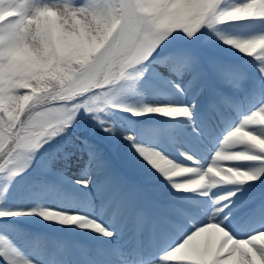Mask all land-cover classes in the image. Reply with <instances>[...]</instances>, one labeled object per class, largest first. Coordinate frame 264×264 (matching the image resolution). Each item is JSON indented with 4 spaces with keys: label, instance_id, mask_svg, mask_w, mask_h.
Listing matches in <instances>:
<instances>
[{
    "label": "snow or ice",
    "instance_id": "snow-or-ice-1",
    "mask_svg": "<svg viewBox=\"0 0 264 264\" xmlns=\"http://www.w3.org/2000/svg\"><path fill=\"white\" fill-rule=\"evenodd\" d=\"M241 23L264 26V0H0V221L38 217L86 234L58 240L0 225V261L264 264V198L245 202L252 205L246 215L258 217L260 227L240 235L229 218L237 193L264 184V28L244 36L225 31ZM227 50L254 61L256 76L231 62ZM164 89L181 99L169 100ZM202 102V114L214 124L240 117L217 137L207 163L185 152L177 160L139 143L110 118L159 116L197 132ZM81 112L101 134L122 135L167 182L168 195L141 202L97 146L83 139L80 175L87 178L64 174L75 152L61 150L43 162L29 188L34 205L5 206L17 195L18 178ZM51 175L87 190L90 211L46 207L45 197L64 194ZM218 188L227 190L218 194ZM9 230L25 243L37 241L36 254H26Z\"/></svg>",
    "mask_w": 264,
    "mask_h": 264
},
{
    "label": "rangeland",
    "instance_id": "rangeland-1",
    "mask_svg": "<svg viewBox=\"0 0 264 264\" xmlns=\"http://www.w3.org/2000/svg\"><path fill=\"white\" fill-rule=\"evenodd\" d=\"M261 28H264V26L252 25L248 23H241L238 25L230 26L227 29H225V31L228 32L229 34L239 36V34H241L243 30H247V32L250 34L252 32L261 30ZM224 55L227 56L231 62L243 67L251 77L254 78L256 76V69L254 66L255 62L252 61L250 58L241 57L234 50H227L224 52ZM164 90L168 93L169 100L178 101L181 99L179 95H177L173 90H169V89H164ZM203 110H204V105L202 102L197 110L196 121L198 122L199 127L205 129L207 134H208V131L213 132V135L218 134L220 131L222 134L224 130L234 126V124L237 123L240 118L239 116L229 115L230 119H228V117L226 116L224 118V122L222 123L225 129H219L218 128L219 121H216V123L214 124L213 123L214 118L212 120V117L203 115L202 114ZM247 110L248 108L246 107L245 111ZM110 118L113 120L114 123H116V125L118 126L121 132H130L131 134L135 135L137 142L141 141L140 138L144 134L145 135L147 134L152 139H155L156 129L153 128L152 126L153 123H151V120H149L151 124L148 123L149 122L148 120H146L145 123H143V117H140V118L131 117V116H128L127 114H121V113H115ZM156 120L158 122H161L159 119V116H157ZM173 122L174 124L171 122L167 123L171 129H172V126H175L181 131L183 135L188 136L193 141V135H194L192 131L193 125L181 123L179 121H173ZM74 126L71 129H69L67 133L56 138L55 140L52 141L51 144L45 147L44 149L45 151H43L42 153L44 156L43 162H45L48 158H50L54 154L60 153L61 150L75 152V155L71 158L68 169L64 172V174L68 176L70 180L87 178V177H82L80 175V170L83 167V161L80 159L81 154L78 151V147L80 145L81 140L88 139L90 143L95 144L97 148L101 151L102 155L107 160L110 166V169L114 166V168L116 169L115 171H112L114 175H116L117 177L118 176L120 177L119 174L123 173L129 177L128 179L130 181H128V185L138 191L141 202L151 203L153 201H156V199L157 200L162 199L163 197L167 196L168 192L166 191V188L168 187H167V184L164 183L166 181L162 177H160V179H162L164 182L159 181V184L165 187L163 190L156 189V188L154 189V187L152 188V187L146 186L139 182L140 172L143 169L142 166L144 165V163L143 161L139 159L138 156H136L134 150L131 148V145L127 141L123 140L122 135L118 134L116 137H110L108 134H101L99 128L96 126V122L91 120L90 117H86L83 114V112L80 113V116L77 118V122L74 124ZM197 132L201 136V138L204 140V142L206 143L205 147H200V151L202 153L203 151L208 150V149L211 151L215 145L214 139H211L209 143L207 140L203 138L199 129L197 130ZM178 144L185 145L181 141H179ZM192 145L194 146V144ZM194 147L190 148L187 146L186 147L187 149L185 150H187L188 154L194 155L196 158L200 159L203 162L202 155H200V152H198L199 151L198 148L196 146ZM167 155L171 156L170 154H167ZM174 159L176 158L174 157ZM241 166L247 167L248 165L243 164ZM41 167L42 165H39V162L36 161L34 164V167L30 169L28 173L18 178L15 185L13 186V192L17 193V195L12 196L6 202L5 206L32 207L34 205L36 201L33 198H31L27 193L29 191L31 184L33 183L34 179L39 173ZM52 177H59V176L51 175L49 176V179H51ZM150 178L147 179L149 182L152 179ZM155 178L159 180L158 177L155 176ZM258 183L260 184L261 182L258 181ZM59 185L62 186L64 193L67 192V190H69L70 188H72L73 190L75 189L76 191H80V189L85 191V189H82L79 185H75L72 183H64L62 181V183H59ZM226 190H227L226 188H221L220 190L216 192L218 194H222ZM244 192H260V194L261 193L263 194V198H264V184L259 185V190L256 188V186H253V185L245 186ZM238 194L239 193H237L236 197H238ZM236 197H234L233 199H235V202L237 203L241 200V198L236 199ZM47 198H49V200H46ZM53 199H54V195L52 194L48 197H45L42 202L44 203V205L49 206V207H55V205L59 207L60 205H58L56 201H54V203L47 204V202ZM62 199H63V202L61 203H64L68 200V197L64 196ZM68 202L70 203V201ZM240 208L242 210L245 209L243 205ZM234 213L235 212H232V215ZM27 219L34 221L39 227H44L43 225H45L46 223L44 221H40L38 217L37 218H26L24 220L27 221ZM27 222H30V221H27ZM241 223L242 222H239L237 224L241 225ZM0 225H3L5 229H9V226H10V224L3 223L2 221H0ZM13 234H16V233L9 230V235L12 239H13L12 237ZM34 242L38 243L37 241H34ZM34 242L32 241L31 243L34 244ZM0 264H3V262L0 261Z\"/></svg>",
    "mask_w": 264,
    "mask_h": 264
},
{
    "label": "bare ground",
    "instance_id": "bare-ground-1",
    "mask_svg": "<svg viewBox=\"0 0 264 264\" xmlns=\"http://www.w3.org/2000/svg\"><path fill=\"white\" fill-rule=\"evenodd\" d=\"M249 33L247 32V30H243L242 31V33L241 34H239V36H244V35H248ZM153 126V128H155L154 127V125H152ZM170 132V131H169ZM140 142L139 143H142V144H145V145H148V146H150V147H157V148H159L162 152H164L166 155L167 154H170V155H174V154H176V155H180V153L181 152H185V153H188L187 152V150H185V149H187L186 147V145H181V144H178V143H176L177 144V149H174V150H176V152H174V154L173 153H171L168 149H167V147H166V145L163 143V140L159 137H157V133H156V136H155V139H152L150 136H148L147 134L145 135H143L141 138H140ZM201 144L202 145H204L202 142H201ZM209 155H210V151H208V150H206V152H205V156H206V158H208L209 157ZM175 156V155H174ZM204 163H207V162H204ZM246 165H248V164H246ZM249 166V165H248ZM247 166V167H248ZM142 168H143V170H142V172H141V177H140V183H145L146 185H148L147 184V177H149V176H154V175H156V177H159L160 175L158 174V173H154V172H152L149 168H148V166L146 165V164H144L143 166H142ZM154 173V174H153ZM120 178H125V176L122 174L121 176H120ZM261 179H264V176H262L261 177ZM158 182V181H157ZM157 182L154 184V185H152V187H154V186H156L157 185ZM152 184V183H151ZM220 188H218V189H214V191H217V190H219ZM166 190H169L168 188L166 189ZM176 198H179V199H181L182 201H185L187 198L186 197H184V196H179V195H177V197ZM46 200H49V198H47ZM54 201H55V199H53V200H51V201H49V202H47V204H51V203H54ZM68 201H70V199H68L65 203H60L61 204V206L59 207V208H61L62 210H76V211H82V212H88V211H90V209L87 207V204H83L81 201H80V197L79 196H77V195H74V200H71L70 201V203L68 202ZM228 211H229V209H228ZM246 218H249L248 216L246 217ZM250 220H251V218H250ZM104 221L106 222L107 221V217H105L104 218ZM47 223V222H46ZM48 224V223H47ZM49 225V227H50V229H51V233L52 232H55V231H61V230H63L65 227H62V226H59V225H56V226H53V225H50V224H48ZM9 226V225H8ZM232 226V225H231ZM261 226V224H259V226L258 225H253L251 228H250V230L251 229H254V228H258V227H260ZM232 228L236 231V232H238L240 235H243L244 233L243 232H241L240 230H238L237 228H235L234 226H232ZM26 231H28L29 232V230H27L26 229ZM74 231H77V232H74ZM246 233V232H245ZM74 235V236H77V237H86V234L84 233V232H82L79 228H75L74 230L73 229H70V228H67L66 229V231H64L63 232V234H62V236L63 237H65V236H69V235ZM92 235H95L94 233L92 234ZM12 237H13V239H14V241L19 245V246H21V248L23 249V251L26 253V254H28V255H30V256H34L35 254H36V252H37V250H38V248H39V244L38 243H36V242H34V244H32V243H25L17 234H13L12 235ZM32 244V245H31Z\"/></svg>",
    "mask_w": 264,
    "mask_h": 264
}]
</instances>
